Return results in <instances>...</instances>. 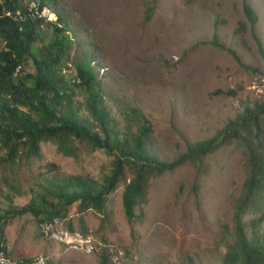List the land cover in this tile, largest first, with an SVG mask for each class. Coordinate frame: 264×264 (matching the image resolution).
<instances>
[{"label": "rangeland", "instance_id": "obj_1", "mask_svg": "<svg viewBox=\"0 0 264 264\" xmlns=\"http://www.w3.org/2000/svg\"><path fill=\"white\" fill-rule=\"evenodd\" d=\"M49 1L67 24L68 63L90 62L94 87L118 129L126 127L131 111L140 112L150 125V151L161 162L173 163L189 146L212 139L244 107L264 105V0ZM244 4L257 16L253 34ZM43 39L34 45L37 57L54 39L53 30ZM23 67L36 73L31 61ZM72 107L86 116L83 92L73 95ZM40 151V160L31 164H5L0 149V216L10 257L43 254L50 264H101L103 255L111 264H222L234 243L248 176L244 150L236 143L207 155L200 169L185 164L152 180L133 223L122 205L124 185L103 216L79 215L78 204L71 207L65 227L87 240L93 253L71 248L74 238H47L40 218L30 213L11 214L32 198L41 207L37 195L45 194L50 179L101 181L112 159L88 147H79L71 159L46 142ZM242 226L252 242L264 241V196L243 215Z\"/></svg>", "mask_w": 264, "mask_h": 264}, {"label": "trees", "instance_id": "obj_2", "mask_svg": "<svg viewBox=\"0 0 264 264\" xmlns=\"http://www.w3.org/2000/svg\"><path fill=\"white\" fill-rule=\"evenodd\" d=\"M26 1L0 0V42L4 44L0 51L2 162L31 164L40 160V143L46 142L71 159L77 158L79 147L104 152L112 159V168L101 181L81 177L50 179L45 194L37 195L41 207L32 198L11 217L30 213L35 219L40 218L41 225L56 218L66 219L64 216L69 209L77 204L79 215L91 211L103 216L112 196L124 185L122 205L127 220L133 223L137 209L147 203L152 180L185 164L200 169L207 155L224 145L236 143L244 150L248 176L235 216V240L222 264H264V241L252 242L242 226L243 215L255 199L264 196V105L244 107L243 112L229 120L212 139L189 146L187 152L173 163L161 162L150 151V125L140 112L133 110L128 114L129 120L123 130L114 124L103 96L94 87L97 78L89 61L74 64L77 73L74 80L63 75L71 42L67 24L60 14L62 27L50 26L54 39L43 46L37 57L34 45L38 41L43 44L46 32H39L33 22L6 16L8 11H24ZM243 14L253 34L257 16L246 4ZM215 41L213 44L220 47ZM29 61L33 62L35 74L24 71L23 66ZM78 90L85 95L86 116L79 114V107H72V97ZM4 218L0 216L1 233L6 223ZM80 221L84 227V221ZM100 258L101 264L112 263L108 255Z\"/></svg>", "mask_w": 264, "mask_h": 264}, {"label": "built area", "instance_id": "obj_3", "mask_svg": "<svg viewBox=\"0 0 264 264\" xmlns=\"http://www.w3.org/2000/svg\"><path fill=\"white\" fill-rule=\"evenodd\" d=\"M6 16L13 17L22 22H33L39 32L47 31L51 24L61 27L57 11L45 0H27L24 11L21 9L15 12L8 11ZM17 72H19V69ZM62 73L69 80H74L77 75L75 67L70 63L62 68ZM40 228L42 233L51 240L54 239L58 242L62 241L64 238H74L69 244L71 248L87 249L91 253L94 252V247L89 245L87 240L83 239L76 232L71 233L70 230L65 227L64 220L56 218L51 222L42 224ZM63 228H65V230ZM113 253L115 257L121 259L118 250H113ZM50 262L51 259L43 254H37L33 257L24 259L10 257L8 255L6 243L0 233V264H50Z\"/></svg>", "mask_w": 264, "mask_h": 264}, {"label": "clouds", "instance_id": "obj_4", "mask_svg": "<svg viewBox=\"0 0 264 264\" xmlns=\"http://www.w3.org/2000/svg\"><path fill=\"white\" fill-rule=\"evenodd\" d=\"M45 1H46V0H45ZM46 2L48 3V1H46ZM48 4L51 5L50 3H48ZM57 13H58V12H57ZM58 15H59V13H58ZM59 23H60V21H59ZM60 24H61V23H60ZM51 25H55V24H51ZM51 25H50V26H51ZM55 26H57V25H55ZM57 27H59V26H57ZM61 27H62V24H61ZM61 27H60V28H61ZM49 29H50V27H49ZM49 29H48V30H49ZM48 30H47V31H48ZM47 31H45V32H47ZM67 63H68V62H67ZM65 65H66V64H65ZM68 80H69V79H68ZM3 232H4V230H3ZM0 233H1V232H0ZM1 234H2V237H3V233H1ZM8 255H9V253H8ZM9 256H10V255H9Z\"/></svg>", "mask_w": 264, "mask_h": 264}]
</instances>
